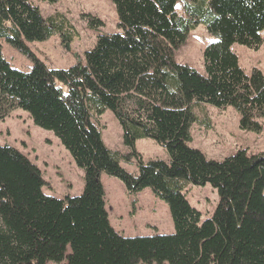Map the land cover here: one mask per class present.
<instances>
[{
	"label": "trees",
	"instance_id": "trees-1",
	"mask_svg": "<svg viewBox=\"0 0 264 264\" xmlns=\"http://www.w3.org/2000/svg\"><path fill=\"white\" fill-rule=\"evenodd\" d=\"M113 4L119 34L99 36L75 67L53 70L28 45L60 35L68 46L78 37L75 28L61 15L45 19L31 0H0V123L15 111L28 113L60 140L85 183L82 196L46 194L52 186L39 166L17 148L0 145V264H264V155L239 151L217 161L191 146L200 105L231 108L242 131L263 132L264 73H244L233 47L260 50L264 0ZM86 17L92 30L105 25ZM201 25L215 38L203 54L205 75L176 61ZM2 41L33 61L30 73L12 68ZM107 112L122 127L125 154L102 140L95 118ZM141 140L163 147L170 162L145 163L137 150ZM122 163L137 164L138 175ZM103 174L121 181L129 196L150 189L168 205L176 233H118ZM191 185H210L220 197L205 222L187 199Z\"/></svg>",
	"mask_w": 264,
	"mask_h": 264
},
{
	"label": "rangeland",
	"instance_id": "rangeland-1",
	"mask_svg": "<svg viewBox=\"0 0 264 264\" xmlns=\"http://www.w3.org/2000/svg\"><path fill=\"white\" fill-rule=\"evenodd\" d=\"M31 2L41 10L47 20L56 15L66 18L78 34L74 42L68 46L62 43L63 39L60 35H56L46 42H35L28 45L34 55L50 69L62 70V68L75 67L79 62L85 61V54L95 48L99 36L119 34L120 32L113 0H63L56 5L49 4L44 0H31ZM177 12L181 16L186 15L184 4L178 6ZM86 16L98 17L104 22V27L92 30ZM261 35L263 44L259 51L241 45L233 47L239 57L240 66L247 75H251L254 69L264 73V32ZM189 38L185 47L177 52L176 61L184 65L187 64L198 73L205 75L203 54L206 48L215 41V38L208 34L204 25L192 31ZM2 45L4 58L12 68L26 73L33 70L34 63L31 59L24 57L6 41H2ZM195 112L198 119L191 130L193 137L191 146L203 151L210 160L224 161L239 151H247L250 155H264V129L260 134L242 131L240 117L235 110L231 108L219 110L213 106L200 105ZM95 123L104 131L102 140L110 150L127 151L123 143L122 127L112 112H107L101 118H95ZM261 124L264 127V119L261 120ZM147 141L153 143L155 150L147 146H139L145 163L152 160L165 161V159L167 160L165 162H170L169 154L163 147L153 140ZM0 145L15 147L28 156L42 170L45 180L57 190L61 188L62 183L67 186L63 173L64 168L66 171L68 170L70 160L75 170L68 171L71 174L79 171L82 176L84 175L54 133L36 126L29 114L24 111H15L0 123ZM122 166L132 175L136 176L139 173V166L135 163H122ZM75 180L78 181V179ZM120 183L122 182L120 181ZM44 192L49 194L48 189H45ZM187 199L190 205L202 214L203 222L214 215L220 202L217 190H214L210 185L203 188L191 185L187 191ZM157 201L161 205H153L146 197L140 198L137 220L133 219L137 212L136 208L133 210V205L129 206L130 210L128 209V211L127 208H123L121 212L116 211L117 209L113 212V215L123 217L121 226H123L122 231L124 232L122 233L126 237L144 238L176 233L168 205L158 198H156ZM150 209L157 211L155 220H152L151 215L155 212H151Z\"/></svg>",
	"mask_w": 264,
	"mask_h": 264
},
{
	"label": "crops",
	"instance_id": "crops-1",
	"mask_svg": "<svg viewBox=\"0 0 264 264\" xmlns=\"http://www.w3.org/2000/svg\"><path fill=\"white\" fill-rule=\"evenodd\" d=\"M102 133H103V137H104V131H102ZM140 145L147 146V147L155 150L153 143L148 142L147 140H141L137 143L138 152H140L139 151ZM117 152H120V151H117ZM120 153L125 154V153H127V151H123ZM140 154H142V153L140 152ZM169 160H170V158H169ZM165 161H167V160L165 159ZM68 165L70 168V169L68 168V170H70V171L75 170V167H74L73 163L71 162V160L69 161ZM68 170L66 171V169L64 168V173H63V176H65L64 179H65V182L67 183V186H65L64 183H62L61 188L58 190L52 186L49 195H52V196L59 198V199H63L67 195H70L72 197H78L84 193V191H83V190H85L84 175L82 176V173H80L79 171H78V173L75 171V174L72 173V174H74V175H72ZM62 171H63V169H62ZM75 179H78V181ZM102 183H103L104 190L106 193V201L105 202H107V209H108V212L110 214V220L112 223V227L120 234H124V233H122V232H124V231H122L123 226H121L123 224V217L113 215V212L116 209H117L116 211L121 212L123 208H127V211H128V209L130 210V208H129L130 205H133V207L135 206L137 212L135 214L136 217H134L135 216L134 215L133 219L137 220L138 215H139V210H140V206H139L140 198L146 197L148 200H150L153 203V205H156V206L161 205V203H158V201L156 202V197L153 195V193L150 189L145 190L144 192H142L141 194H139L137 196H129L126 188L124 187V184L122 185V183H120V181L117 178H112V177H109V176L103 174L102 175ZM150 210H152L151 212H155V214H151L152 220H155L157 218V211H156V209L155 210L150 209ZM115 214H117V213H115Z\"/></svg>",
	"mask_w": 264,
	"mask_h": 264
}]
</instances>
